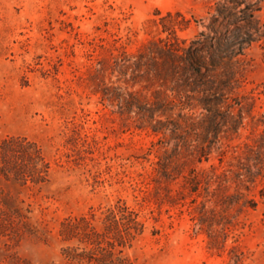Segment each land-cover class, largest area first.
<instances>
[{
  "label": "rangeland",
  "instance_id": "rangeland-1",
  "mask_svg": "<svg viewBox=\"0 0 264 264\" xmlns=\"http://www.w3.org/2000/svg\"><path fill=\"white\" fill-rule=\"evenodd\" d=\"M217 1L0 0V264H264V40L151 57Z\"/></svg>",
  "mask_w": 264,
  "mask_h": 264
},
{
  "label": "trees",
  "instance_id": "trees-1",
  "mask_svg": "<svg viewBox=\"0 0 264 264\" xmlns=\"http://www.w3.org/2000/svg\"><path fill=\"white\" fill-rule=\"evenodd\" d=\"M260 2V0L217 1L216 13L212 17L211 24L208 25V31L198 33L195 38L189 41L181 40L175 36V40L169 43L161 45L154 43L155 50L151 54L153 62L170 71L175 78L183 75L186 85L188 84V75L194 74L199 81L196 80L199 83L198 87H202L206 83V76L209 72L232 63L237 57L236 53H241L238 48L232 50L233 46L243 50L244 45H250L256 39L264 40L263 24L258 17V12L261 11ZM243 3H245V6L242 7L244 15L239 16L237 14L238 7ZM241 20H244V25L240 24ZM232 26L234 29H231ZM179 27L183 29L186 26L180 24ZM213 88L212 86L206 88V93L208 95L210 93L209 97L215 95ZM203 91L205 92V90L201 92ZM204 101L209 103V100ZM111 211L116 214L115 210ZM129 212L133 222H139L136 213L132 210Z\"/></svg>",
  "mask_w": 264,
  "mask_h": 264
}]
</instances>
